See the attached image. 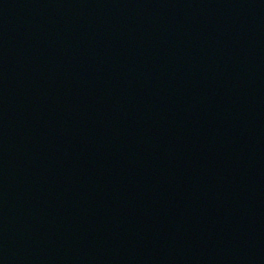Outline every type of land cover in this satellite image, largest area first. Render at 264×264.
<instances>
[{
	"label": "water",
	"instance_id": "1",
	"mask_svg": "<svg viewBox=\"0 0 264 264\" xmlns=\"http://www.w3.org/2000/svg\"><path fill=\"white\" fill-rule=\"evenodd\" d=\"M0 264H264V0H0Z\"/></svg>",
	"mask_w": 264,
	"mask_h": 264
}]
</instances>
